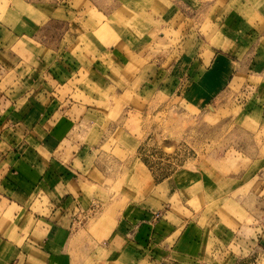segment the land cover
<instances>
[{
  "label": "rangeland",
  "instance_id": "rangeland-1",
  "mask_svg": "<svg viewBox=\"0 0 264 264\" xmlns=\"http://www.w3.org/2000/svg\"><path fill=\"white\" fill-rule=\"evenodd\" d=\"M218 5L224 6V0ZM199 6L195 4V9ZM203 6H208L206 0ZM169 8V0H0V38L27 60L34 55L49 62L54 56L55 60L77 57L89 61L90 69L96 62L90 56L100 54L102 74L83 70L81 80L71 84L84 91L74 100L90 110L84 118L86 125L72 133V142L63 144L58 153L68 165L79 144L85 141L91 146L85 152L87 162L76 161L81 174L103 188L102 200L91 205L85 201L86 209L90 205V223L97 216H102L99 221L114 223L135 204L163 210L167 203L159 198L157 184L172 177L185 191L184 201L179 195L170 200L174 211L190 216L186 208L191 207L200 225L209 226L205 236L223 241L224 247L205 262L190 263L178 257L182 261L178 263L175 254L167 253L166 264H264L263 245L253 243L242 251L245 237L254 236L252 226L264 221L262 111L244 110L242 95L235 98L232 93L192 112L168 91L160 90L159 73L180 55L171 50L192 39L196 29L200 37L215 44L217 36H212L220 28L213 25L218 20L203 10L194 19L179 15L164 25L161 15ZM32 32L36 35L33 42ZM22 33L27 37L20 39ZM124 37L130 45L144 48L121 63L110 50ZM259 44L264 47V40ZM149 84L155 90L149 91ZM198 172L208 173L213 183L202 187L196 179ZM245 173L241 183L247 186L231 194L235 182L231 178ZM37 205L42 207L40 202ZM92 226L91 230L96 224ZM122 262L119 259L117 264H126Z\"/></svg>",
  "mask_w": 264,
  "mask_h": 264
},
{
  "label": "crops",
  "instance_id": "crops-1",
  "mask_svg": "<svg viewBox=\"0 0 264 264\" xmlns=\"http://www.w3.org/2000/svg\"><path fill=\"white\" fill-rule=\"evenodd\" d=\"M203 1L169 0V10L161 15L167 25L179 15L194 19L203 10L218 20L213 25L220 28L212 36H217L215 44L200 37L196 29L192 39L171 50L180 55L159 73L160 90L192 112L206 109L222 95H242L241 107L261 110L264 120V47L259 46L264 40V0H224V6L218 5L219 0H206L207 7ZM231 3L237 6L232 8ZM195 4L200 5L198 9ZM31 36L33 42L35 32ZM113 44L110 53L121 63L144 48L130 45L126 37ZM97 55L90 56L96 60L90 69L89 61L77 57L55 60L54 56L49 62L34 55L27 60L0 38V264H117L119 259L126 264H166L167 253L175 254L178 263L182 262L178 257L190 263L215 257L223 241L205 236L209 226L200 225L191 207L186 208L190 216L172 208L170 200L179 195L184 201L185 195L172 177L157 184L159 198L167 203L163 210L135 204L114 223L99 221L102 216L94 217V223L88 221V209L102 200L103 188L87 180L76 161L86 163L85 152L91 146L85 141L79 144L68 165L58 153L63 144L72 142L71 134L87 123L84 118L90 109L74 100L84 91L71 84L81 80L83 70L102 74L103 62ZM241 80L243 85L234 91ZM146 88L155 90L152 84ZM245 176L230 177L235 180L231 194L247 186L241 183ZM196 179L204 188L214 181L205 172H198ZM260 193L264 205L263 188ZM86 200L90 201L87 209ZM158 213L161 218L155 220ZM86 215V224L79 228L77 219ZM252 227L254 236L245 237L244 252L253 243L264 246V221Z\"/></svg>",
  "mask_w": 264,
  "mask_h": 264
},
{
  "label": "built area",
  "instance_id": "built-area-1",
  "mask_svg": "<svg viewBox=\"0 0 264 264\" xmlns=\"http://www.w3.org/2000/svg\"><path fill=\"white\" fill-rule=\"evenodd\" d=\"M160 218H161V214L160 213L155 215V220H159ZM86 219H87V216H82L81 218H78L77 222H76L77 226L78 227H82L84 225Z\"/></svg>",
  "mask_w": 264,
  "mask_h": 264
}]
</instances>
